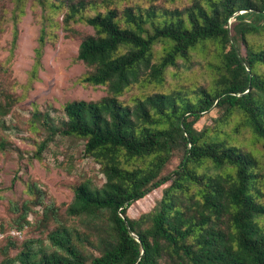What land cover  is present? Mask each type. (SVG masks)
Wrapping results in <instances>:
<instances>
[{
	"label": "trees",
	"instance_id": "16d2710c",
	"mask_svg": "<svg viewBox=\"0 0 264 264\" xmlns=\"http://www.w3.org/2000/svg\"><path fill=\"white\" fill-rule=\"evenodd\" d=\"M77 11L71 5L65 19ZM81 19L94 30L78 45L76 59L90 67L81 81L106 85L107 93L97 101L66 102L58 124L50 118L42 124L53 134L82 138L85 154L100 166L102 186L79 184L65 210L90 231L80 235L60 222L52 203L45 204L42 220L56 223L47 233L53 249L43 252L29 240L3 263L264 264V172L251 152L210 134L219 129L195 126L213 106L221 110L219 123L240 114L242 126L263 141L264 150V47L248 42L249 35L264 32V0H192L162 20L154 7L131 6L120 14L107 8ZM208 40L221 46L213 87H198L193 98L154 92L132 104L119 99L134 83L162 81L168 67ZM157 42L165 43L163 54L151 63ZM47 143L48 137L40 141L36 157ZM178 152V165L160 175ZM167 182L153 210L128 217L131 204ZM30 191L39 204V187L33 183ZM12 209L21 230L31 208L25 201ZM86 243L98 254L87 255Z\"/></svg>",
	"mask_w": 264,
	"mask_h": 264
},
{
	"label": "rangeland",
	"instance_id": "374dc122",
	"mask_svg": "<svg viewBox=\"0 0 264 264\" xmlns=\"http://www.w3.org/2000/svg\"><path fill=\"white\" fill-rule=\"evenodd\" d=\"M191 3L192 0H0V264L29 245V240L43 252L53 249L47 233L56 223L42 220L45 204L52 203L60 222L76 227L80 235L90 231L82 219L68 217L65 210L79 184L102 186L105 178L100 166L85 154L82 138L53 134L42 124L43 118L58 124L66 102L97 101L107 93L106 85L81 81L90 67L76 59L78 45L83 36L94 33L81 18L107 8H115L120 14L123 8L131 6L154 7L156 18L162 20L167 12L183 10ZM71 5L77 6L78 11L66 20ZM248 42L255 49L263 48L264 32L249 35ZM164 45L163 42L153 45L151 63L159 60ZM220 57L221 46L215 41H205L190 51L188 59H178L176 66L168 67L162 81L134 83L119 99L132 104L136 98L154 92H181L193 98L198 87L216 85ZM220 113V108L213 106L195 123L196 128L207 125L219 129L210 134L225 144L251 152L260 172H264L263 141L242 126L240 114L219 123ZM45 137L47 146L36 157L38 144ZM180 158V152L173 154L160 175L175 168ZM33 183L42 192L39 204H35L36 193L30 191ZM168 184L131 204L128 217L137 218L153 210ZM25 201L31 208L26 217L29 223L18 230L15 223L18 214L12 205L20 206ZM10 241L13 245L6 249ZM93 246L86 243L84 252L97 255Z\"/></svg>",
	"mask_w": 264,
	"mask_h": 264
}]
</instances>
